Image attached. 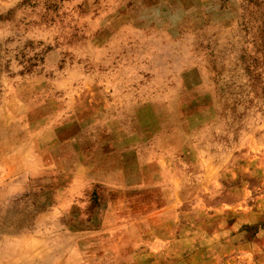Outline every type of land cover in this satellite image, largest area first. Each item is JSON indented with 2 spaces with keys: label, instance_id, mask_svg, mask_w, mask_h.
Masks as SVG:
<instances>
[{
  "label": "rangeland",
  "instance_id": "374dc122",
  "mask_svg": "<svg viewBox=\"0 0 264 264\" xmlns=\"http://www.w3.org/2000/svg\"><path fill=\"white\" fill-rule=\"evenodd\" d=\"M0 264H264V0H0Z\"/></svg>",
  "mask_w": 264,
  "mask_h": 264
}]
</instances>
